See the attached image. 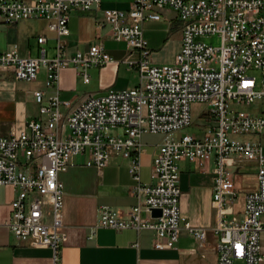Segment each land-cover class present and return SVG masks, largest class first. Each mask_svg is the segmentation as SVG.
<instances>
[{
  "label": "built area",
  "instance_id": "1",
  "mask_svg": "<svg viewBox=\"0 0 264 264\" xmlns=\"http://www.w3.org/2000/svg\"><path fill=\"white\" fill-rule=\"evenodd\" d=\"M101 2L0 0V26L41 18L55 34L53 59L45 57L44 48L39 58L0 50V70L12 71L17 81L34 82L43 68L45 85L52 87L60 70L71 65L88 83L90 68L113 62L99 42L86 52L65 54L72 11H102L100 26H108L113 40L138 53V59L129 55L124 62L140 78L134 88L90 95L74 108L58 92H33L40 118L28 120L25 131L0 138V192L2 187L15 191L0 226L21 242L31 239L35 246L50 248L51 264H61L67 234L59 174L71 166L73 156L87 154L86 166L100 171L116 153L129 161L137 203L125 212L99 207L92 233L98 228L150 230L156 250L175 248L181 231L203 243L208 230L193 227L180 214L178 163L186 160L204 169L213 162V200L220 216L213 230L218 235L217 264H264V150L260 144L236 140L264 134V112L250 109L252 103L264 101V0H130L125 10H101ZM165 7L182 22L181 49L171 64L155 66L143 26L160 21L159 10ZM208 36H218L220 45L199 40ZM37 41L42 45L46 38ZM253 70L261 73L260 80L250 74ZM192 104L209 108L203 111V129L176 137L193 124ZM62 106L69 109L67 114ZM145 133L164 138L152 157L150 182L143 184L140 155ZM246 163L256 166L257 186L243 196L241 220L228 222L227 209L238 197L235 172ZM154 209L161 211L159 217L152 216Z\"/></svg>",
  "mask_w": 264,
  "mask_h": 264
},
{
  "label": "crops",
  "instance_id": "2",
  "mask_svg": "<svg viewBox=\"0 0 264 264\" xmlns=\"http://www.w3.org/2000/svg\"><path fill=\"white\" fill-rule=\"evenodd\" d=\"M129 2L130 0L119 6L102 0L101 10H104V6L106 9L125 10ZM159 13L162 15L161 19L154 24L167 23L170 32L162 44L155 46L164 48L172 43L174 57L181 49L182 22L177 13L170 9H162ZM102 21V11H72L68 22L69 36L65 38L67 56L78 51L86 52L91 45L99 42L113 61L104 67L90 68L88 83L82 81L77 69L71 65L60 70L58 82L52 87L45 85L46 73L43 68L34 82L17 81L12 71L0 70V138L7 137L11 132L25 131L28 120L40 118L38 105L33 97L36 90L44 91L46 95L58 92L59 98L70 102L71 108H74L87 96L134 88L119 86L118 81L121 74L129 73L130 70L136 71L124 60L129 55L138 59V53L131 52L125 42L113 40L109 34L110 28L100 26ZM73 22L80 27L78 37L74 32L72 35ZM45 30V21L41 18L23 20L9 26L2 25L0 50L15 49L21 57L39 58L41 48H44L45 57L53 59L56 56V45L48 58L45 46L49 39L43 33ZM41 36L46 38L42 45L37 41ZM60 110L64 114L69 112L63 106ZM154 153L155 150L149 158L144 149L140 155V181L143 184L150 182ZM87 160V154L73 156L71 166L59 174L64 190L63 225L67 234V240L61 248V264H217L215 246L218 235L213 230L219 225L220 216L213 200V162L206 163L204 169H199L186 160L178 163L180 214L193 227L206 228V240L203 243L198 242L185 231H181L175 248L156 250L152 245L153 233L150 230L115 231L98 228L92 233V227L98 220L99 207L108 206L115 211L125 212L135 206L137 200L133 195L135 182L128 172L127 159L114 153L100 171L86 166ZM241 169L235 172L238 197L233 208L236 209L228 207L226 217L233 211L240 215L242 210L244 195L238 204L239 193L244 189L239 182ZM252 180L256 183L255 176ZM253 187L245 188L244 194ZM8 210V203L0 207L3 212H0L1 220L7 217ZM51 258L50 248L35 246L31 239L21 242L10 230L0 226V264H51Z\"/></svg>",
  "mask_w": 264,
  "mask_h": 264
},
{
  "label": "rangeland",
  "instance_id": "3",
  "mask_svg": "<svg viewBox=\"0 0 264 264\" xmlns=\"http://www.w3.org/2000/svg\"><path fill=\"white\" fill-rule=\"evenodd\" d=\"M106 2H110V4H115L122 6L126 4L129 0H104ZM104 9L107 7L104 6ZM163 9H170V8H163ZM173 11L172 9H170ZM160 11V10H159ZM162 16V15H161ZM169 20V19H168ZM155 22H148L144 24L143 26V35L145 40L148 43V49L150 50V60L151 63L155 66H162V65H168L171 64L174 61V57H172V43L169 44L167 47H156L159 44H162V41L166 38H168V34L170 32V27L169 25L167 26V23L165 25L162 24H154ZM45 29L46 28V22H45ZM80 27L77 24H72L71 30H72V35L74 33L80 34ZM43 30V27H42ZM45 36L48 37L49 41L48 44L45 46L48 50V58L51 56V53L53 51V48L56 45V40H55V34L45 30L43 31ZM78 34L76 37H78ZM75 40H78V38H75ZM201 42L206 43L207 45H211L213 47H217L220 45V38L218 36H208V37H203L199 39ZM156 45V46H155ZM250 74L254 75L257 77L258 80H260L261 73L258 70H253L250 71ZM139 74L136 71L130 70L129 73H123L121 74V77L118 81L119 86H128L130 87H136L139 84ZM259 88V86H258ZM128 89V88H127ZM100 94V93H99ZM259 109V111L264 112V101H256L252 103L250 109ZM209 108H207L204 104H192L191 105V117L193 119V124L187 128H184L180 132L176 133L175 136L178 137L179 135L183 134H194L197 132H200L203 129V125L205 124L204 121V115L203 111H208ZM116 131H114L113 134H115ZM164 138V135L162 134H150V133H145L141 136V144L143 146V149L146 151L147 157H151V154L155 150L156 146L162 141ZM237 141H250L252 143L260 144L263 147L264 150V134L261 135H253V134H246V135H241L236 138ZM240 177H239V182L243 186V190L239 193V198H238V204L241 202V198L244 195L245 188H250L252 186L256 187L257 183H255L252 178L256 175V166L253 163H246L244 167L240 171ZM246 178L249 180L247 181ZM15 194V191L11 187H2L1 192H0V207H4L6 203L10 202L13 198V195ZM234 205H230L231 209H236L233 208ZM238 207V206H236ZM232 210V211H233ZM3 213L2 211H0ZM242 216L235 214L234 211L232 213H229V215L226 217V221L232 222V221H238L241 220ZM261 245H262V250L264 254V233L261 235ZM234 264H243L236 262Z\"/></svg>",
  "mask_w": 264,
  "mask_h": 264
},
{
  "label": "water",
  "instance_id": "4",
  "mask_svg": "<svg viewBox=\"0 0 264 264\" xmlns=\"http://www.w3.org/2000/svg\"><path fill=\"white\" fill-rule=\"evenodd\" d=\"M160 215H161L160 210H157V209L152 210V216L153 217H159Z\"/></svg>",
  "mask_w": 264,
  "mask_h": 264
}]
</instances>
